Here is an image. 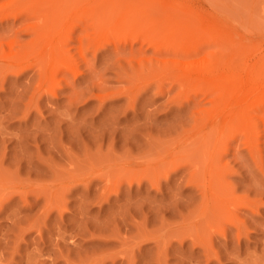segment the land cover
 <instances>
[{
	"label": "rangeland",
	"instance_id": "obj_1",
	"mask_svg": "<svg viewBox=\"0 0 264 264\" xmlns=\"http://www.w3.org/2000/svg\"><path fill=\"white\" fill-rule=\"evenodd\" d=\"M25 1L0 0V264H264V189L257 190L264 188V116H252L244 128L237 109L245 104L236 103L221 143L219 124L211 125L222 102L218 89L178 79L183 59L166 60L147 43L163 37L157 24L173 10L172 18L192 28L187 36L195 31L209 42L204 53L218 48L207 27L229 24L236 53L247 45L254 65L264 50V0H103L101 21L93 9L92 19L81 12L93 0ZM48 21L70 50L56 63L26 46L28 25ZM92 39L106 45L95 51ZM62 59L78 71H59L53 96L51 65ZM197 140L223 155L226 189L202 174L198 162L206 164V155L195 150ZM232 191L258 200L259 214H247ZM217 200L228 207L218 210ZM234 209L241 219L253 217L249 233H235Z\"/></svg>",
	"mask_w": 264,
	"mask_h": 264
},
{
	"label": "bare ground",
	"instance_id": "obj_2",
	"mask_svg": "<svg viewBox=\"0 0 264 264\" xmlns=\"http://www.w3.org/2000/svg\"><path fill=\"white\" fill-rule=\"evenodd\" d=\"M33 1L34 0H32V2H30L29 4L31 5L33 3H36L37 0H35V2H33ZM38 1H37V3H38ZM41 1H40L41 3H38V4H42L43 3V0H41ZM83 1H85L86 3H88L90 0H83ZM85 2H83V4ZM103 2H105V1H103V0H93L91 6H90V4L88 5L89 6L88 8H87V6H84L81 9V12H83V13L86 12V13L83 14V17H84V15L86 16V14H87V17L86 18L87 19H89V18L92 19L93 14L91 15L89 12H91L92 9H93L95 11L96 16H97L96 17L95 14H94V17H96L98 21H101V19H103V17H102L103 16L102 9L104 8ZM27 4H26V8L27 9H30V8H28L29 7V4L28 5ZM44 5H45V2L43 3V6ZM23 6H22L21 11H19L20 10L19 8H17V9H19L17 11L22 12V10H24V8H25ZM34 6H32V7L33 8H36ZM43 6H41V7H43ZM32 7H31V9H32ZM39 8H40V6L38 8H36L35 10H37ZM182 10L184 12L183 11L181 12L180 10H178V11H180L181 13H187V12H185L186 11L185 9L182 8ZM31 11H33V10H31ZM166 11H168V10H166ZM174 11H175V9H174ZM24 12H26V11L24 10ZM24 12H22V13H24ZM170 12H173V10L172 11H168L167 14L164 13V11H163V13L165 14V16L163 15V18H162V16H161V18L165 21V23H160L159 22L158 24L155 23L154 25H152V28H154L156 26V24H157L158 25L157 27L159 29H161L160 27L163 26L164 27L163 30L165 29L164 32L166 33V34L164 33L165 36L163 35V37L159 38L158 40L152 39V36H151V38H149L147 40V43L149 45H152V46L155 47V51L154 50L153 51H154V53L156 52V54L158 53V55L160 54V55H162L164 57L165 56L166 57L167 56H169V57L170 56H173V59H175L174 57L179 56V58L183 59L182 60V65H183V68L182 69L184 71H182V72H184V74L180 70L179 72H181V73H177L176 74L177 76H179L178 79L179 78L180 79L181 78L182 79H185L186 78L192 84L194 83L193 86H197V87H198L199 84L204 83V82H206V84L209 85L208 87H210L211 84H208V83H212L215 86V88L218 89V91H219V94H218L219 97H218V99H219V101H222V102H221V107H219V106L217 107V110H216L217 113L214 114V117L212 119L211 125H214L216 123L219 124L218 130L220 131V134L219 135L221 136V138L218 141H221V143H222L223 142V139H222L223 138V134L232 127V124H234L233 114H231L233 111L232 112H229V111H231V109H233V107H234V105L236 103H237L236 105H238V104L239 105L245 104V106H243L242 109H237L240 112L241 116H242L241 119L243 120L242 121L243 123L242 122H241L242 124L241 123H238V125H243L242 127H244V128H247L246 125H248V122H249L248 119H251L252 116H254L256 118H257V116H260V115L264 116V50H260L259 53L257 51V53L259 55L258 56L256 55V60L254 59V62H253L254 65L250 64V60L251 59L249 60V58H251V57H250V55H249V53L247 51L248 50L247 47H246L247 45L246 46L244 45L243 46V50L240 51V49H239L238 53H236L237 51H235L234 46H235V43H237V41L233 37L234 34L232 33L233 32L232 31L233 29L231 28V26L229 24L215 22V23H212L211 26L207 27V31H208V34L211 35V37H212V42L214 43L215 46L217 45L219 49L216 48V50L213 51V52H210L209 51V52L204 53V49L205 48L203 46L205 44L209 43V42H205L203 40H200L198 32H195V31L191 32V34L187 36L186 34L192 28L188 24H185V26L182 25L181 24V22H182L181 19L178 18L179 15H178V17H176L178 19L172 18L169 15ZM22 13H19V14H22ZM175 13H177V12H175ZM80 14L82 15V13H80ZM80 14H79V17H80ZM177 14H179V13H177ZM59 15L61 16V13ZM171 15H172V13H171ZM28 16H30V15L28 14ZM18 17H19V15H18ZM57 17H58V15H57ZM29 18H27V20ZM60 18L61 17H59V21H60ZM96 18H94L95 20L93 19L92 21L95 22L96 21ZM91 19H90V21H91ZM24 20H26V19H24ZM47 20L48 19H46V21ZM51 20L52 19H50L49 21H51ZM55 20H57V24H58L59 23L58 19L54 18V21ZM49 21L47 22L49 24L47 26L40 25V23H38L39 25L36 23L37 26L36 25H34V26L28 25V28H27L28 31L27 32L30 33V34L32 33L33 34V37H31V39H32V40L30 39L31 41L29 40L30 41L29 45H26V46L29 47L30 49L31 48L34 49V47L36 48L38 46V48L41 49L39 60H41L40 58H41V55H42L43 58L45 59V61L47 63H52V62H55L56 63L58 61L56 59H60L61 60V58L65 57V54L66 53H70L69 52L70 51L69 50L70 47L68 48L69 51L67 52L66 51V49H67L66 46L68 45L67 41L62 42L58 37L55 36L56 33H57V31L56 30H53V27H56V26L54 24L53 25H50V24H52L51 22L54 23V21H51L50 23H49ZM34 22H36V21H34ZM44 22H45V19H44ZM80 22H82L81 21V18H80ZM80 22H79V24H80ZM84 24H85V22H84ZM89 24H94V23L88 22V25ZM98 24L95 22L94 25L97 27ZM77 25H78V21H77ZM89 26L92 27L93 25H89ZM95 26H93L94 29H96ZM83 28L85 29V26ZM88 29H90V28L88 27ZM149 29H151V27ZM100 30H101V28H100ZM84 31H86V29ZM85 33H86V35H85L86 37L90 36V35H87V32H85ZM100 33L102 34L103 31L102 32L100 31ZM100 33L98 32L99 35H100ZM103 34H102V36H103ZM184 35H186V36H184ZM187 37H189V38H187ZM81 38H82V36H81ZM100 38H101V35H100ZM104 38H105V36H104ZM163 38H164V40L162 41L161 39H163ZM94 39L96 40V38H94ZM94 39H92V41H94ZM98 40L100 42V39H97V42H98ZM105 40H108V39L106 38ZM159 40H161V41L158 42ZM92 41H90V43H87V45H89V44L92 45V43H93ZM81 42H82V46H84L85 42H84V44H83V41H81ZM95 42L96 41H94V44L92 45L93 47L92 46L91 47L94 48L95 51H97V48L96 47H98L99 45L98 46H95V44H96ZM63 43L65 45L67 43V45L65 46V45H63ZM101 43H102V41L100 42V46L99 47H102L101 46L102 44L106 45V43H102V44ZM90 45L89 46H86V47H89V49H90ZM82 46H81V48L83 49L84 47H82ZM71 48H72V46H71ZM81 48H79V49H81ZM224 49L228 51V53L225 54V55H224V52H223ZM252 50H251V52H253ZM256 50H257V48H256ZM158 55H156V56H158ZM43 58H42L43 62L41 61L42 62V66L45 65V64L43 65V63H44V59ZM156 58H158V57H156ZM171 58L172 57H170V59ZM163 59H162V61H163ZM60 60H59V62H60ZM158 60H159V58H158ZM166 60H168V59L166 58ZM64 61L65 60L62 59V61H61L62 64H60L59 66H56V64L55 65L52 64L51 66H55V67H53L54 70L52 68H50V67L47 68V70L50 69V72L53 70L52 71L53 72V76H52V74L50 75V77L52 76L51 79H50L51 80V83L50 84L52 85V87L49 88V90L48 89H46V90H48L53 96L57 93L56 92L57 86H59V84L61 83L60 82L61 80L60 79H57V75H58L57 73L59 71H62L63 73L64 72L66 73V70H68V71L70 70L71 71V70L74 69V68H72L73 65L70 64L72 66L71 67L69 65V63L67 64L66 61L65 62ZM39 64H40V62L38 63V65ZM162 64H165V63L162 62ZM158 65H159V67L161 66V68L164 66V65L163 66L160 65V62L158 63ZM251 65L252 66H255V67H258V68L260 67V69H258V68L254 69L255 68L254 67L253 70L255 72L252 73L251 72L252 71L251 70ZM159 67H158V69H159ZM40 68L38 66L37 69L39 70L40 73H42L41 70H40ZM77 71L78 70H75V72H77ZM47 72L49 73V70ZM72 72L74 73V71H72ZM75 74H73V75L75 76ZM77 74H79V73H77ZM101 74L98 73L97 75H101ZM64 75H66V74H64ZM183 75L185 77H183ZM62 76H63V74H62ZM62 79L63 80L64 79L66 80V77L65 78L63 77ZM47 80H48V78L47 79L45 78V84H46V81ZM98 80L101 81V78L100 79L98 78ZM42 81L44 82V78H43ZM43 82H42V84H43ZM98 83L100 84V82H98ZM101 83H102V81H101ZM45 84H44V86H45ZM101 86H102V84H101ZM211 87H210V90L211 91L208 90L209 88L206 87L207 90H208V93L207 94H210L212 91H214L213 88L211 89ZM199 88H200V86H199ZM158 89H159V87H158ZM202 89L204 90V88H202ZM207 90H205L204 93L202 91V93L206 95ZM209 91H210V93H209ZM44 92H46V91H44ZM162 93H164V92H162ZM162 93L159 92V94H162ZM100 95H101V93H100ZM106 95L107 94H105V95L102 94V96H105L107 98ZM252 95L254 96V98L252 97L253 101H250ZM92 97H94V95ZM99 97L97 96L95 98H99ZM101 99H100L101 103L104 102L103 100L105 98L101 97ZM212 100H213V98H212ZM134 103H136V100L134 101ZM226 111H228V112H226ZM221 116H222V119H223L224 116H227V118H225V119H223L221 121V120H219V117L221 119ZM238 117H239V115H238ZM234 118H235V114H234ZM239 127L241 128V126H239ZM241 130H242V128H241ZM250 132L251 131H249L248 134H250ZM245 135H247V134H245ZM191 136L186 137V139H189L188 143H192V141H193L192 138H191ZM247 138H248L247 141L249 142V136H247ZM228 139H226V141ZM228 141H230V139ZM243 141H246V140H243ZM184 143H185V141H184ZM227 143H230V142H227ZM227 143H225L226 144L225 146H227ZM246 144L247 143H245V145ZM249 145H250V142H249ZM250 146H249V148H250ZM180 147H181V145H178L177 146V148H180ZM200 148L203 149V153L202 152L200 153V150H202ZM208 148H209V144L207 142H205V144H204L200 140H197L196 141V148H195V150L199 153L200 156H203L204 154L206 155V164L202 165L201 162H198V165H199V167L201 166L203 168L202 174H205L204 177L206 176V179H215L214 186H217V188H218V185H216L218 183L219 186H221L220 188L226 189L227 188V186L225 184L226 181L224 179L225 177H223V176H224V169H225V167H227L228 164H226V165L224 164L225 167L223 168L222 167L223 164H221V159H223V155H219V153L218 152H215L213 150V148H210V149H208ZM250 152H253V151H250ZM255 154H256L255 156L257 157V153H255ZM181 155H182V153L179 152L177 155H175L174 157H171L168 160H173L176 157L181 156ZM254 159L256 160V162H258L257 161L258 157H257V159L256 158H254ZM259 160L261 161V159H259ZM261 163H262V161L260 162V166L262 167ZM138 165H141V163H138V164L130 163L129 164V167L130 168H134L135 166H138ZM148 166H147V168H150L151 167V166L150 167H148ZM261 169H264V167L260 168V170ZM256 170H258V169H255V171ZM262 171H264V170H262ZM233 173H234V171H233ZM214 186L209 189L208 195L212 196V195L215 194V188L216 187H214ZM259 186H261V185H259ZM262 186H264V185H262ZM258 189L259 190L260 189L262 190L264 188L258 187L257 190ZM260 192L261 191H259L258 193H260ZM232 193H233V197H235V199H237L239 201V203L241 204L243 210L245 209L246 211H248L247 209H250L251 208L252 210L251 209L250 210L252 212H254L256 214V216L259 214L257 212H259L260 209L258 208V205L256 207V202L258 200H256V201L254 200L255 202L254 201H251L252 199L250 200V197L246 196V193H245L246 199L243 196L244 194H242V193H241L242 196L241 195L240 196H236L235 195L236 192H234V191H232ZM262 193H264V191L261 192V196H262ZM261 196H259V198L258 197L257 198L260 199ZM233 197H232V200H233ZM262 202H264V199H262ZM262 202H261V204H264ZM227 205H228V201H226V200H222V201L217 200V202H216L217 209L218 210L220 209V211L222 209H225L226 207H228ZM237 206H236V208L239 210V208H241V207L239 206V208H238ZM238 210L234 209V212L232 211L234 215L231 212V217L233 216L232 222L234 221V225H235V228H236V230H235L236 232L235 233H239V234H241V233H243V234L244 233L245 234L246 233H249L250 232V231H248L249 230V223H250L249 220L251 218L253 219V217H251V216H250L251 218L248 217L249 216V215H247L249 213V211H248L247 214H246L247 216L245 215L248 219L245 218V216L243 217V218H245V220L244 219H241V217H240L241 215H239V213L237 212ZM251 211H250V214H251ZM241 212H242V209H241ZM231 217H230V219H231ZM254 217H255V215H254ZM253 220H252V223L254 225ZM255 222H257V221L255 220ZM257 224H260V223H257ZM257 224H255V225L257 226ZM262 224H264V223H262ZM255 225H254V227H255ZM261 225L260 226L258 225L257 227H261ZM223 232L224 231H222V233ZM239 234H237V235H239ZM237 237H239V239L241 238V236H237ZM239 241H241V240H239Z\"/></svg>",
	"mask_w": 264,
	"mask_h": 264
}]
</instances>
